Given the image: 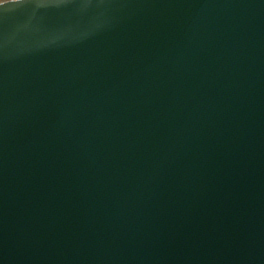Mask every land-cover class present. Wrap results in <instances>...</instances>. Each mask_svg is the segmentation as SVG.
I'll use <instances>...</instances> for the list:
<instances>
[{
  "label": "water",
  "instance_id": "1",
  "mask_svg": "<svg viewBox=\"0 0 264 264\" xmlns=\"http://www.w3.org/2000/svg\"><path fill=\"white\" fill-rule=\"evenodd\" d=\"M0 264H264V0L0 2Z\"/></svg>",
  "mask_w": 264,
  "mask_h": 264
},
{
  "label": "rangeland",
  "instance_id": "2",
  "mask_svg": "<svg viewBox=\"0 0 264 264\" xmlns=\"http://www.w3.org/2000/svg\"><path fill=\"white\" fill-rule=\"evenodd\" d=\"M7 1V0H0V2Z\"/></svg>",
  "mask_w": 264,
  "mask_h": 264
}]
</instances>
